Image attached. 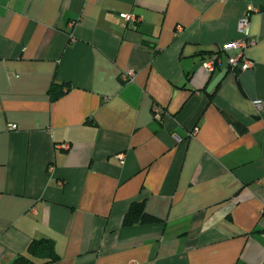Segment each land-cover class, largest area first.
Returning a JSON list of instances; mask_svg holds the SVG:
<instances>
[{
	"label": "crops",
	"instance_id": "obj_1",
	"mask_svg": "<svg viewBox=\"0 0 264 264\" xmlns=\"http://www.w3.org/2000/svg\"><path fill=\"white\" fill-rule=\"evenodd\" d=\"M134 202L156 221L124 225ZM40 239L48 264H264V0H0V264Z\"/></svg>",
	"mask_w": 264,
	"mask_h": 264
},
{
	"label": "built area",
	"instance_id": "obj_2",
	"mask_svg": "<svg viewBox=\"0 0 264 264\" xmlns=\"http://www.w3.org/2000/svg\"><path fill=\"white\" fill-rule=\"evenodd\" d=\"M124 21L130 25V26H136L139 19L134 14L130 13H122L121 14ZM178 29L180 30L181 27L178 26ZM238 32L240 34V38L230 41L227 44H225L222 47V52L226 56V62L230 69L233 70H247L249 68H252L254 65V61L247 58L244 54V50L250 46L254 45L256 43V39H254L251 36L250 31V16L249 12L241 16V18L238 21ZM221 57L219 55H216L208 60L205 61V69L208 72H212L216 66L220 63ZM135 73L133 71H129L126 74H124L125 79H133ZM256 105L261 106L262 101L257 100L254 102ZM155 111L157 113H160L161 110L159 108H155ZM11 128H16V125H12Z\"/></svg>",
	"mask_w": 264,
	"mask_h": 264
},
{
	"label": "trees",
	"instance_id": "obj_3",
	"mask_svg": "<svg viewBox=\"0 0 264 264\" xmlns=\"http://www.w3.org/2000/svg\"><path fill=\"white\" fill-rule=\"evenodd\" d=\"M153 221H156V218L144 211V203L134 202L125 214L123 224L128 226ZM58 259L55 243L49 239H40L32 240L26 253L20 254L12 264H48Z\"/></svg>",
	"mask_w": 264,
	"mask_h": 264
}]
</instances>
